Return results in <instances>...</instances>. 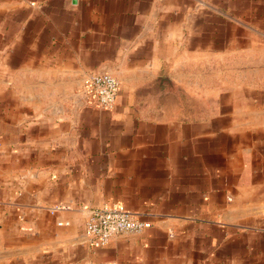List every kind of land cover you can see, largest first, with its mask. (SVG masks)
I'll return each mask as SVG.
<instances>
[{
    "label": "crops",
    "instance_id": "0c3cea01",
    "mask_svg": "<svg viewBox=\"0 0 264 264\" xmlns=\"http://www.w3.org/2000/svg\"><path fill=\"white\" fill-rule=\"evenodd\" d=\"M0 264H264V0H0Z\"/></svg>",
    "mask_w": 264,
    "mask_h": 264
},
{
    "label": "built area",
    "instance_id": "2783aa9c",
    "mask_svg": "<svg viewBox=\"0 0 264 264\" xmlns=\"http://www.w3.org/2000/svg\"><path fill=\"white\" fill-rule=\"evenodd\" d=\"M86 93L99 108L111 110L119 91V81L110 74L91 75L83 81ZM64 209L65 206L53 210ZM149 224L139 219L122 205L113 204L89 211L85 234L93 247L106 245L113 237L122 234H140Z\"/></svg>",
    "mask_w": 264,
    "mask_h": 264
},
{
    "label": "water",
    "instance_id": "95a60500",
    "mask_svg": "<svg viewBox=\"0 0 264 264\" xmlns=\"http://www.w3.org/2000/svg\"><path fill=\"white\" fill-rule=\"evenodd\" d=\"M100 74H104V73H99V74H97V75H100Z\"/></svg>",
    "mask_w": 264,
    "mask_h": 264
}]
</instances>
